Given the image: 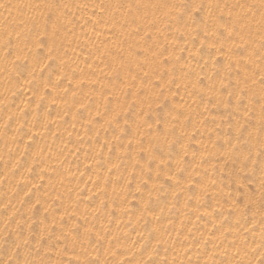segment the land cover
I'll return each instance as SVG.
<instances>
[{
  "label": "bare ground",
  "instance_id": "6f19581e",
  "mask_svg": "<svg viewBox=\"0 0 264 264\" xmlns=\"http://www.w3.org/2000/svg\"><path fill=\"white\" fill-rule=\"evenodd\" d=\"M43 2L44 0H0V3L13 6ZM58 2L72 6L71 11L67 13L71 23L66 25L65 33H61L57 41L61 45V56H63L64 48H67V56L63 57L66 61L64 67L73 77L71 84L67 78L62 80L59 92L62 99H59L56 104L45 100L37 107L36 97L27 90V85L24 84L25 79H30V67H21L19 71L22 75L16 72H6L3 70V60H0V100L6 101V104H0V130L3 129L7 117L9 115L13 117L9 123L8 135L5 136L0 131V264L14 262L17 259V252H19L20 259H23L28 250L36 252L37 241L40 240L41 229L45 225L53 227L55 235L49 239L47 232L44 233L40 255L45 260L50 259L53 264H69V262L76 264L77 259L80 264H83L85 259L95 257L97 251L100 258L106 260L108 264H123L127 261L131 264H138V262L144 264V261L148 259L156 261L157 264L164 260L167 264H173V262L174 264H187L191 259L192 264H197L198 260L207 259L205 252L215 253L217 260L226 261L228 256L234 253V249H228V254H223L225 247L233 239V233L229 229L240 227L236 224V216L229 215L231 210L228 206L225 205L221 209L217 202L209 196L203 201L205 207L197 213L191 208L184 207L185 195H180L178 202L173 201V192L177 190L176 185L174 181L167 179L165 173L162 172L159 180L155 185L153 184L154 170L157 165L163 168L160 164L161 159L171 166L173 172L176 171V162L179 159L177 153L182 155L179 147H174L170 152L155 149L158 158L151 164L153 180H149L148 184L144 185L138 175L133 178L131 192L126 202L129 209L127 213L120 210L121 201L112 191V181L121 173L125 177L128 175L132 167L133 156L138 155L141 163H147L149 160L147 151L138 153L134 150L127 155L124 151L130 139L141 138L137 135V123L142 124L140 131L145 133L143 146L146 150L149 147V137L146 135L149 129L148 124L143 121L146 120L152 125L153 132L157 127L163 129L165 121L176 124L177 134L181 132L182 126L186 125L184 130L195 136L186 158L188 172H191L193 167L191 164L193 151L197 153L196 164H199L200 154L205 146L209 152H212L214 151L213 141L217 145L224 144V140L231 133L228 124L230 122L234 124L233 116L240 114L232 113L231 109H225L223 105L214 106L215 100L209 102L210 98L207 95L197 97L195 93L189 95V92L193 91L191 83L197 79L196 73H200V78L204 80L201 87H206L209 83H218L215 73L225 74L224 64L227 62L225 57L217 55L215 50H209L207 46L200 49L199 55L195 54L200 48V40L204 38L202 32L199 35L196 33L190 35L187 30H182L183 34H181L169 26L166 29L169 42L166 43L164 35L156 31V28H165L162 21L156 25V28L149 29L150 35L147 37L144 30L138 36L126 38L115 29L109 31L108 28L100 27L98 30L101 35L97 38L91 31V21L88 24L84 23L91 9H78L76 5H90L99 3L100 0H58ZM111 2L171 4L180 3L181 0H111ZM184 2L192 3L200 2V0H184ZM204 2L208 3L209 0H204ZM211 2L233 5L248 4L258 2V0H211ZM227 11L228 9L224 10L226 19ZM21 12L24 15L13 7L11 17H9L7 10L0 9V23L4 22L5 17L9 18V23L12 19H23L28 14V9L24 8ZM151 18V10H149V19ZM173 37L176 39L173 40ZM117 38L127 39V43L136 50H139L137 45L144 46L146 40L148 44H152L158 39L160 44L174 51L175 55L182 57L180 65H184V72L189 71L188 65L190 64L192 74L187 80L179 79L181 67L177 65V83L180 87L177 88L174 83L170 91L165 88L167 100L162 96L159 106L153 103L149 108L148 97L143 91L139 97L132 94L136 91L135 88L128 90L129 95L126 97L124 95L125 76H127L128 83L139 85V78L143 76V71L133 64L130 71H121L117 77L116 69L108 57L101 58L96 51L98 47L101 51L104 50L100 44L101 41H107L109 47L116 51L114 43ZM254 38L256 44L251 47L257 48L258 56L259 36ZM236 44L239 47L233 49L236 53L232 60L233 83H235L237 71L241 78L244 76L243 68H237L236 60L242 57L241 66H243L244 59L249 54L245 51L243 41L237 39ZM181 48L184 51L181 52ZM209 51H212L219 61L215 67L208 59ZM225 51H227V46ZM2 55L3 53L0 52V56ZM147 56V63H144V54L140 57L144 70L156 67L152 63V54L147 53ZM167 56L168 52H165V57ZM206 60L208 61L207 66L201 72L197 63L204 65ZM168 66L164 65L163 72L158 70L156 75L151 76L153 83H157L161 75L165 83L167 82L169 79L166 70ZM59 74L60 70L57 68L52 74V79L55 80ZM132 75L137 76L134 82ZM17 76H19L18 80ZM48 77L49 72L46 70L40 77V83ZM209 77L213 79L210 81ZM78 81H83L79 87ZM145 82L147 83V78ZM186 83L187 88L184 86ZM64 87L69 88L67 97L64 96L62 90ZM73 90L77 93L75 98L71 95ZM153 91H159V89ZM13 92L15 95H12ZM63 99H67L68 105L63 103ZM73 100H75L74 104ZM81 105L84 106L81 107ZM181 105L183 107H180ZM66 107L68 108L67 114L64 111ZM21 109L23 112L20 111ZM253 109L251 124L255 126L259 116V105H254ZM97 111L102 115L97 116ZM114 112L120 113L118 125L108 123ZM177 112L182 114L181 118L173 121L172 117ZM93 119L95 123H89ZM46 120L50 123L48 131L44 132L42 125ZM157 121L160 123L157 124ZM19 124H23L24 127L17 133L16 129ZM30 128L33 132L42 133V135L37 134L35 142L31 143V147L25 151V145L30 143L28 141V135L31 134L29 133ZM13 135L16 136L15 140ZM218 136L220 139H217ZM171 138L170 136L169 139ZM41 148L44 151L43 158L36 155ZM134 148L135 141L133 142ZM207 159L211 160V157ZM116 163L121 165L120 173L113 169L107 185V193H104L105 176L109 167ZM205 167L211 174L210 164L202 165L197 170L202 172ZM118 183L123 185L127 181L120 180ZM137 183L141 185V192L135 191ZM258 187L257 174L253 177L251 189L256 192ZM156 188H159V191ZM118 192L122 197L123 192L119 188ZM133 194L135 199H133ZM144 201L150 202V210L141 215ZM173 203L175 207L172 206ZM190 203L194 208L195 199ZM205 211L213 215H203ZM198 215L199 219H197ZM61 217L65 225L71 226L74 223L81 225L76 230L81 237L79 241L73 243L71 236L67 242L63 239L61 228L58 227ZM157 217L160 219L157 220ZM260 219L261 217L257 214L253 224L252 213L248 214V224L245 226L255 229V235L252 231L246 233L249 241L259 239ZM18 220L21 221L19 226L16 223ZM241 224L243 225V221ZM29 225L32 227L30 228ZM87 227H92L91 234L85 232ZM241 231H243L242 227ZM96 233L105 239L98 242ZM86 236L89 238L85 239ZM206 237L211 238L207 244L204 242ZM25 238L29 241L27 246L24 245ZM17 244L21 246L19 249L16 247ZM65 245H67L66 250H64ZM256 255L258 256L259 253Z\"/></svg>",
  "mask_w": 264,
  "mask_h": 264
},
{
  "label": "snow or ice",
  "instance_id": "6c2138e0",
  "mask_svg": "<svg viewBox=\"0 0 264 264\" xmlns=\"http://www.w3.org/2000/svg\"><path fill=\"white\" fill-rule=\"evenodd\" d=\"M15 7L17 12L24 15L21 10L28 9V14L23 19H12L9 23V18L5 17L4 22L0 23V52L3 53L0 56V60H3L4 71L16 72L19 75L20 68L24 66L30 67L29 76L30 79H25L24 84L27 85V90L31 91L37 99V107L40 103L49 100L50 103L56 104L59 99L61 90V82L63 79H69V83L72 82V75L68 73L64 67L66 61L63 57L67 56V48H64L63 56H61V45L57 43L60 34L65 33L66 25L71 23L67 13L71 11L72 6L68 3H61L58 0H44L43 3L27 4V5H10L7 3H0V9H5L11 17V13ZM78 9H91L87 20L84 21L88 24L92 23L91 31L99 38L101 32L98 30L100 27L108 28L109 31L113 29L117 30L121 36L130 38L138 36L142 30L145 31V36H149V29L156 28V25L161 21L164 23L165 28H156V31L164 35L166 43L169 42V37L166 29L171 26L176 32L183 34L182 30H187L188 34L203 33L204 38L200 40V48L196 50V55L200 54V49L207 46L209 50H215L217 55H222L226 59L224 64L225 74L221 75L219 72L215 73L218 83H209L206 87H201L204 84V80L200 78V73H196L197 79L192 81V90L189 95H195L197 97H203L207 95L210 99L209 102L215 100L214 106L223 105L225 109H231L232 113H239V116H233L235 123H229L228 128L231 129V133L224 140L223 145H217L215 141L212 142L214 151L209 152L207 146L204 147L200 154V163L196 164L197 153L192 152L193 165L192 171L188 172V164L186 158L189 154L191 142L195 139V136L188 133L186 125L182 126V130L179 134L176 132V124L169 121L164 122V128L157 127L155 131H152V125L148 121L143 123L148 124L149 131L147 136L149 137V147L146 150L144 148V136L145 133L141 132L142 124L137 123V135L140 139L132 138L129 140V144L125 147L124 151L127 155L130 151L146 152L149 156L147 163H141V158L136 155L132 157V167L128 171V175L125 177L123 173L118 175L115 180L112 181L113 193L116 194V198L121 201L122 212L127 213L128 195L131 192L132 180L135 176H139L144 185H147L149 180H153L152 162L158 158L155 149L159 148L162 151H171L174 147L181 149L182 155L177 153L179 159L176 162V171L171 170V166L165 164L161 159L160 165H157L155 171V179L153 184L159 180L161 173H165L167 179L174 181L176 185V191L173 192V201L178 202L180 195H185L184 201L185 208H191L193 211L199 213L202 207H205L203 201L209 196L217 202L221 209L225 205L231 210L229 215L236 216V224L240 227L229 229L233 233L232 242L225 247L223 254H228V249H234V253L228 256L226 261H219L215 258V253L205 252L207 259L202 261L198 260L197 264H264V0H258V2L248 4H220L212 3L209 0L205 3L204 0L200 2L186 3L181 0L180 3H159V4H143V3H112L111 0H100L99 3L93 4H78ZM227 11V19L225 18L224 10ZM149 10H151L152 18L149 19ZM174 22V23H173ZM255 29V32H254ZM255 36H259L257 56V48L251 47L256 44ZM176 37H173L175 40ZM244 42L245 51L249 54L244 59V64L241 66L242 57L236 60L237 68H243L244 76L241 78L239 71L236 73L235 83L232 82V60L236 53L233 51L235 47H239L236 44V40ZM103 51L98 47L97 53L101 58L108 57L112 62L113 67L116 69L115 75L118 77L121 71H130L131 65L135 64L138 69L143 71V76L140 77V84L128 83L127 76H125L124 83V95H129L130 89L135 88L136 91L133 95L139 97L141 93L147 95L148 105L151 108L155 103L160 105V98L163 96L167 100L165 95V88L169 91L172 84H176L177 88L180 87L177 83L176 66L180 65L182 57L175 55L174 51H170L163 44H160L158 39L154 40L152 44H148L145 41L144 46L137 45L139 50L133 48V46L127 43V39H119L114 43L116 51H113L107 41H101ZM127 44V47L125 45ZM227 46V51L225 48ZM180 51H184L183 48ZM165 52H168V56L165 57ZM147 53L152 54V63L156 67H152L150 70H144V64L140 62V57L144 54V63L148 62ZM208 59L211 60L213 66L217 65L219 61L215 58L212 51L208 52ZM59 62V63H58ZM208 61H205L204 65L197 63V66L203 69L207 66ZM169 65L167 70L169 79L165 83L163 75L157 83H153L151 76L156 75L157 71H164L163 66ZM10 66V68H9ZM107 66V65H106ZM181 75L179 79L187 80L192 74L191 66L188 65L189 71L184 72V65H180ZM59 68L60 74L56 76L55 80L52 79V74ZM49 72V77L44 79L40 83V77L45 71ZM147 78V83L145 82ZM19 76H17V80ZM210 81L212 77L208 78ZM137 76L132 75V81H136ZM227 81V82H226ZM83 81H78V87ZM185 88L188 87L186 83ZM159 89V91H153ZM64 96L67 97L69 88L64 87ZM12 95H15L13 92ZM75 98L76 91L71 93ZM175 95V93H172ZM153 96L155 97L153 99ZM63 103L68 105L67 99H63ZM75 100H73V104ZM0 104H6L5 100H0ZM259 105V116L255 126L251 124L253 106ZM27 106V105H26ZM71 106V105H69ZM84 105H81L83 107ZM166 106V105H165ZM180 107H183L182 105ZM206 107V106H205ZM23 112V109L20 110ZM65 114H67L68 108H65ZM97 116L102 114L97 111ZM120 113L114 112L109 124L119 123L118 117ZM181 113L177 112L172 120H180ZM75 118V116H74ZM13 117L9 115L4 123L2 134L8 135L9 123ZM187 119V117H185ZM54 123V121H52ZM49 121H45L42 125L44 132L48 131ZM89 123H95V120H90ZM125 120V124H127ZM160 122L157 121V124ZM204 123V121H201ZM75 125H73L74 127ZM24 127L23 124H19L16 132L19 133ZM34 127V125H33ZM219 127V125H217ZM123 131V129H121ZM28 141L30 143L25 145V151L31 147V143L35 142V136L37 134L29 129ZM71 135V133H69ZM172 137L169 139V137ZM13 139L16 136L13 135ZM119 139V137H116ZM217 139H220L218 136ZM185 140L187 142H185ZM135 141V148L133 149V142ZM119 147V145H118ZM51 151V149H50ZM111 151V148H109ZM38 157H44L43 148L36 154ZM211 157V160L207 159ZM214 161V162H212ZM205 164L211 165V174H209L208 168L198 171L197 169ZM120 163H116L109 167L108 173L104 179L103 192L107 193V185L112 175L113 169L117 173H120ZM187 173V175H184ZM258 174L259 187L256 192L252 191L251 183L253 177ZM197 177H199L197 179ZM43 178V177H42ZM120 180H126L127 183L119 185ZM183 185H187L184 187ZM162 187V185H161ZM118 188L123 192L121 197L118 192ZM141 185L137 183L136 192H141ZM159 191V188H156ZM151 196V192H149ZM133 194V199H135ZM195 199L196 204L194 208L191 205V201ZM103 203V201H102ZM144 207L141 215L148 212L149 201H144ZM39 204V201H37ZM175 207V203L172 205ZM35 205L33 206V208ZM31 211V209H30ZM252 213L253 224L255 223V217L257 214L260 219V232L259 239H253L249 241L246 233L252 231L255 235L254 227H247L248 214ZM203 215H213L205 211ZM221 215L223 213L221 212ZM200 216H197L199 219ZM11 219V217H10ZM160 218L157 217V220ZM243 221V225L241 222ZM17 225L21 221H16ZM43 223V222H41ZM55 224V221L53 222ZM183 223V222H182ZM31 228L32 226L29 225ZM61 228V235L67 242L69 236L72 237L73 243L79 241L81 237L77 233V229L81 225L74 223L71 226L63 223V217H61V223L58 225ZM223 227V224H221ZM241 227L243 231H241ZM47 232L48 238L51 239L55 235V229L51 226L45 225L41 229L40 240L37 241L36 252L28 250L25 252L23 259L19 258V252H17V259L7 264H53L48 259L40 255V248L43 247L41 240L44 239V233ZM87 234L93 232L92 227L85 229ZM58 239L60 237H57ZM89 238L88 236L84 237ZM97 241L99 242L105 237L96 233ZM226 239V237H223ZM211 238H205V244L209 242ZM28 239L25 238L24 245L27 246ZM160 242V241H158ZM17 249L21 246L17 244ZM67 245H65L66 250ZM218 247V245H214ZM187 251V250H185ZM259 253L257 256L256 254ZM115 255V253H113ZM71 264V262H69ZM76 264H80L77 259ZM83 264H108L106 260H102L97 251V255L91 259H85ZM123 264H131L130 261L123 262ZM139 264V262H138ZM144 264H157L156 261L148 259L144 261ZM159 264H167V261H160ZM174 264V262H173ZM187 264H192L191 259Z\"/></svg>",
  "mask_w": 264,
  "mask_h": 264
}]
</instances>
